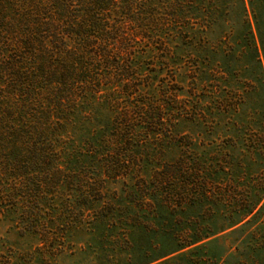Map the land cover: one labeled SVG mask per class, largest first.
<instances>
[{"label": "rangeland", "instance_id": "1", "mask_svg": "<svg viewBox=\"0 0 264 264\" xmlns=\"http://www.w3.org/2000/svg\"><path fill=\"white\" fill-rule=\"evenodd\" d=\"M151 1L167 18L164 46H151L154 88L129 101L151 99L147 115L129 127L131 136L101 170L66 169V182L57 186L37 174L26 183L30 191L13 190L4 181L11 175H0V264H144L176 249L194 229L205 235L222 221L236 225L148 264H264V58L254 59L242 28L228 21L201 40L215 51L203 60L172 37V1ZM186 157L212 184L207 198L192 203L175 197L173 182L162 178L167 164ZM83 176L104 181L98 213L90 202L97 184L83 186ZM25 191L44 198L13 200Z\"/></svg>", "mask_w": 264, "mask_h": 264}, {"label": "trees", "instance_id": "2", "mask_svg": "<svg viewBox=\"0 0 264 264\" xmlns=\"http://www.w3.org/2000/svg\"><path fill=\"white\" fill-rule=\"evenodd\" d=\"M171 1L172 37L203 60L215 51L209 41L200 45L201 40L228 21L242 28L239 36L254 59L264 58V0H248L256 36L245 0ZM166 28L165 14L151 0H0V175H11L4 181L15 190L43 174L49 176L46 184L57 186L66 182L61 176L66 169L104 168V158L131 136L129 127L147 115L143 110L151 99L136 105L129 101L142 88H154L151 46H164L160 34ZM167 167L162 178L173 182L175 197L189 196L191 203L207 198L212 184L200 177L195 158H180ZM186 174L189 179H180ZM84 179L79 181L83 186L97 184L90 202L98 213L104 206V181ZM28 191L12 194L13 200L44 198L42 192ZM235 225L222 221L205 235L194 229L176 249L144 264Z\"/></svg>", "mask_w": 264, "mask_h": 264}]
</instances>
